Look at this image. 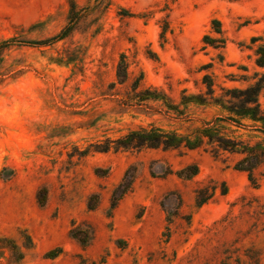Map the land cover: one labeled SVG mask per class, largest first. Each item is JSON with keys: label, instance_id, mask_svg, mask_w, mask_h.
<instances>
[{"label": "rangeland", "instance_id": "1", "mask_svg": "<svg viewBox=\"0 0 264 264\" xmlns=\"http://www.w3.org/2000/svg\"><path fill=\"white\" fill-rule=\"evenodd\" d=\"M74 1L73 30L52 39L67 0H0V264H264V161L253 185L233 168L243 154L215 141L114 148L139 127L194 137L211 121L239 150L264 149L262 124L240 114L252 91L264 108V0Z\"/></svg>", "mask_w": 264, "mask_h": 264}, {"label": "trees", "instance_id": "2", "mask_svg": "<svg viewBox=\"0 0 264 264\" xmlns=\"http://www.w3.org/2000/svg\"><path fill=\"white\" fill-rule=\"evenodd\" d=\"M111 0H93V7L100 8L101 6L107 7L110 4ZM68 4V13H67V22L62 30L56 34L54 38H64L72 30L81 16V10L77 9L76 3L74 0H67ZM88 8V7H87ZM86 9V8H85ZM47 39L43 41L44 43L49 42ZM254 63L257 67L263 69L262 73L255 72V74H260L261 77L264 76V44L258 45L254 50ZM128 64L125 60V55L121 54L120 59L116 65V78L119 79V82H124L128 77ZM264 82V77L262 79ZM209 90H212V83H206ZM138 87V82L134 83L132 89L135 90ZM145 93V94H143ZM250 96L245 100L246 109L249 111L240 113L243 116H248L254 122H260L262 127H264V108H261L257 96L258 91L250 92ZM139 100H144L149 97V89H144L142 94L138 95ZM151 98H156L152 96ZM202 102L201 97L197 99ZM216 120H224L222 118H217ZM234 121L233 119H228ZM235 122V121H234ZM207 139L210 142H216L217 146L220 149L228 151H238L243 154V156L238 159L233 168L238 171H243L247 174L248 180L251 184L256 185L257 179L255 176V169L257 166L264 161V149L261 147H246L247 149L239 150L236 145L237 143L219 133L217 127L212 124L211 121H206L203 123V126L196 130V134L192 137L190 134L181 135L175 131L163 130L159 127L150 126V127H139L133 129L120 136L115 140L116 146L115 149H141V148H158L163 147L167 149H195L202 145L203 141ZM104 150L110 148L109 145L104 147ZM180 172L183 173V177L190 179L195 176L198 172L196 165H186L180 169ZM134 176L129 174V169H127L122 177V179L117 183V185L112 190L111 201L114 205L117 201L131 188ZM216 186H207V187H198L194 190V202L196 206H200L206 203L215 193ZM220 192L223 194L226 192V186L223 183Z\"/></svg>", "mask_w": 264, "mask_h": 264}]
</instances>
